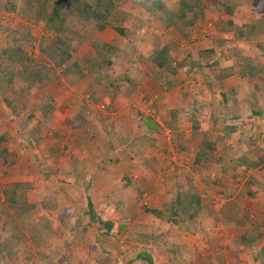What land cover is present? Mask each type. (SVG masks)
Returning <instances> with one entry per match:
<instances>
[{"label": "trees", "instance_id": "trees-1", "mask_svg": "<svg viewBox=\"0 0 264 264\" xmlns=\"http://www.w3.org/2000/svg\"><path fill=\"white\" fill-rule=\"evenodd\" d=\"M129 1L140 8L138 12L153 16L160 24L159 47L148 58L152 70L150 79L158 95L177 89L180 68L186 75H191L196 70L207 71L202 78L210 89L213 82L221 86L224 79L236 74L240 79L264 75V67L260 69L259 64L252 62V58L248 56L250 50H255L259 42L264 40V15L256 16L254 22L248 23L239 8L246 5L249 11L255 12L257 9L255 3L245 2L246 0H0V105L4 107V111L9 110L11 120L15 121L17 117L22 120L18 137L11 135L8 129L0 132V178L6 180L0 183V264H59L61 255L58 250L64 248L65 242L86 244V250L81 251L87 264H189L183 258V253L192 247L186 249L181 246L184 243L180 242L179 237L183 234L191 237L201 234L208 245L216 240V236L205 229L207 208L202 204L200 192L186 179L181 183L172 182L168 166L163 168L167 174L164 175V192L156 203L142 204V194L148 191L145 188L131 187L135 185L129 177L124 178L125 183H118L104 197L105 204L113 205L115 211H124L128 204L133 206L132 210L141 207L144 214H150L158 221L156 226L137 222V213L130 212L120 221L106 219L105 214L100 215L96 211L97 203L89 192L91 175L86 177L82 173L83 167H77L75 163H68L65 168L57 169V159L67 149L64 145L61 147L57 139L64 138L67 134L60 135L47 126V123L54 121L53 114L56 110L50 103L54 98L53 92L47 91V88L62 79L68 85L87 77L91 79L88 89V92L91 90L90 102L76 99V94L62 99L61 106L69 111L64 124L71 135L79 131L84 133L86 129L94 148L104 151V162L116 171L125 156L130 162H135L136 156H140L137 153L139 143H144V148L159 142L160 127L153 117L136 110L134 115L141 130L146 132L142 131L134 136L124 122L108 124L94 106L104 94L97 96L98 89L95 87L104 88L103 92L110 90L113 95L122 89V84L127 83L125 91L129 96L141 82L144 75L136 62L128 65L130 61H126L127 67H123V74L116 73L115 78L110 77L108 68L114 59H122L127 53H121L114 43L97 44L99 39H95L93 60L84 56L72 59L78 44L85 41L86 35L82 31L88 30L89 26L95 36L105 29L111 30L115 33L114 39L118 44L131 48V31L124 24L131 14L127 10ZM164 1L171 2L172 6L166 5ZM205 11L217 14L218 18L211 23L221 36L216 37L213 46L186 50L187 55L177 65L176 56L184 53L186 43L190 45L193 42L192 31L197 22L204 20ZM132 15L140 18L138 13ZM138 26L141 27L140 20ZM170 29H174L178 36L169 35L167 30ZM36 30L41 31L39 36L36 35ZM234 40L237 42L232 43ZM237 43L246 46L241 50L242 62L222 67L225 49H235ZM128 50L130 49L126 51ZM5 91L10 92L12 99L5 96ZM36 93H40V98L33 99ZM252 93L253 91L247 92L248 95ZM191 94L182 91L179 93L180 101H187L192 97ZM225 94L220 93L222 100L218 103L217 114L209 105L205 106L208 110L203 111L201 106L193 102L184 111L185 119L190 121L194 132L191 139L194 140V144L191 142L194 155L188 163L190 166L212 165L215 168L208 175L210 177L200 179L204 186L218 185L224 187V190L237 189L239 176L244 177L242 194L250 201L258 200L256 207L264 209V198L258 199L264 195V183L252 175L253 171H264V135L254 133L255 137L249 136L245 146L238 140L241 150L232 159V163L229 160L224 162L221 155L225 149L222 143L237 134L240 126L246 123V118L250 122L254 114L264 116L259 111H251L246 118L230 113ZM0 119L6 120L2 116ZM219 123L222 127L218 126ZM116 126L121 129V135L114 131ZM167 126L177 129L176 123ZM26 137L30 139V162L35 164L39 161L42 168L38 172L34 170L35 174H41L38 180L43 183L51 181L60 186V191L52 195L53 199L62 193L66 185L76 187L77 191L82 189L83 195L74 201L67 200L64 206H60L59 198L56 204L48 198L31 202L29 192L34 185L26 173L20 175H24L27 181H22L21 178L19 181L16 178L7 180L10 167L27 146L25 142L22 143V149L12 146L15 144L12 141L15 139L12 138L19 139V142ZM9 141L14 148L9 149ZM44 142L46 148L43 147L42 152L39 145ZM186 154L188 156L190 153L182 138L176 147L178 161L185 160ZM3 156H6V161ZM214 163H218V170ZM238 169L240 172H237ZM229 171L231 174L227 173ZM54 175L58 176L57 179ZM131 191L134 192L133 196L128 194ZM38 209L42 213L38 214ZM131 209L126 210L133 212ZM226 222L238 243V248L232 251V255L235 252L233 258L236 253L248 252L259 264H264V218L259 221L249 211L241 210L238 206H228ZM174 228L182 236L170 242L168 229L173 231ZM92 230L95 232L91 236L92 242L88 244L89 231ZM119 242L128 245L124 254L114 252ZM177 242L180 243L176 244ZM107 245L112 247L107 249ZM217 245L210 247L216 252L215 258L212 254L206 255L205 261L224 263L222 247ZM234 263L239 264L238 258L234 259ZM76 264L84 263L77 261Z\"/></svg>", "mask_w": 264, "mask_h": 264}, {"label": "rangeland", "instance_id": "rangeland-1", "mask_svg": "<svg viewBox=\"0 0 264 264\" xmlns=\"http://www.w3.org/2000/svg\"><path fill=\"white\" fill-rule=\"evenodd\" d=\"M129 2L130 4H128L127 10H129L131 14L130 18H128V20H126L124 24L131 31L129 37L130 42L132 43L130 46L131 48H128L127 46L122 44H118L115 39H112L110 43L118 45L120 52L127 54H124V57H122V59H114L112 65H110L108 70L111 73L110 77L115 78L116 73H124L123 67H127L126 61H130L128 65L136 62L139 70L142 72V75H144V77L142 78L138 86L133 90V93L129 95V97H126L124 94L126 93L125 90L127 87V83L123 82L124 84H122L121 89L123 98L121 97L118 99L120 103L116 101L115 97H110V90L103 92L104 88L100 87V89L98 87H95L96 90L98 89V93L96 92L98 94L97 96L101 95V93L104 94L102 96L103 99L100 98L99 100H97L94 106L98 109L99 115H101L102 119L106 120L108 124L113 123L117 125L119 124L118 122L125 121L124 125L130 130L132 135L134 134L135 136L136 133L142 131L144 132V130H141L142 127L138 119L136 120L137 117H129L128 120H126V118L128 116L130 107L133 106V101H140V104L137 107L138 112L143 113L146 116L153 117V119L159 124V142L154 146L144 148L142 147L144 146V143H139V145H137V149H139L137 153H139L140 156H136V159H134L135 162H130L129 158L125 156L126 160L124 159L119 162L120 168H118L119 170L116 171V169L108 165L107 162H104V151H100L97 150V148H94L95 145L90 135L87 134L88 132L86 129L84 133H81V131H79L78 133L71 135L67 126H65L64 122L66 121L69 111L61 106V100L68 96L70 88L77 87L76 93L78 94V97L76 99L82 100L84 102L87 100L89 101V92H91V90L88 92V90H86L85 88V85L80 87V85H78L79 82L73 85H68L67 82L62 79L57 81L56 84L47 88V91L53 92V99L56 101L54 102V109H56L53 114L54 121L47 123V126L50 130L58 131L60 135L67 134V136H64V138H54V141H56L57 139V141L61 144V147L64 145L67 148L64 151V155L60 154L57 159L59 167L57 169L63 167L65 168L68 163H75L77 167H83L82 173L86 177L91 175V187L89 189V192L94 202L97 203L96 211L98 212V214H105V216L109 219L114 220L116 218L115 221H120L130 213H137V222H141V224H147L146 226H156L158 224V221L154 217H151L152 215L144 214L141 210V207L132 210L131 207L133 208V206L128 204L127 207L124 208V211L123 209L115 211L113 205L105 204L104 197L107 196L108 192H110L112 188L115 189L118 183H125L126 177H129L131 182H133L135 185L131 187L141 189L145 188L148 191V193L144 192L142 194V197L144 198L142 200V204L156 203L159 201L158 199L162 198L164 192V175L167 174L164 173L163 168H166L165 166H168L170 170L168 173L171 172V176L173 177H171L172 182L181 183L186 179L187 181H190L200 192L202 204L207 208V214L204 219L205 229L206 231H209L216 236V240L214 242H209L210 244L208 245V242L205 241L204 237L201 234L194 237L187 235L184 236V234L182 236V233L178 232V230H175V228L173 229V231L172 229H168L167 234L170 242H172L174 238L182 236L179 237V240H181L180 242L184 244L180 245L186 247V249H188V247H192L191 250L188 249L185 253H183V258L187 260L189 264H213V260H210L208 262L205 261L204 258L206 255L211 254L213 258H215L216 252L213 249L211 250L210 247H216L218 246L217 244H220L222 247V257L224 258L223 264H235L234 259L236 258H238L239 264H259V261L255 260L251 253L248 252L236 253V258H233L235 252H233L232 255V251H235L238 248V243L236 242V236L234 232H232L227 225L226 216L228 214V206H238L241 210L249 211L250 214L256 217V219L261 221L264 218V211H262L264 209L256 207V204H258L256 203V201L258 200H255L254 202L250 201L247 197H244V194H242L245 187L244 177L239 176V179L237 180V189L224 190V187L221 188L218 185L204 186L202 184L200 179L211 175L212 171H215V168H213L212 165H209L208 167H205L203 165H189L188 161L194 155L193 145L191 143L193 142L194 144V140H191L193 137L192 134H194V132L191 127L190 121L185 119L184 111L188 108V105L193 102L194 104H197V106H201L203 111L208 110V108L205 106L209 105L211 109H214V113L217 114V112L219 111L218 103L220 100H222L220 93L224 92L226 93L225 95L227 108L230 113L235 115L238 114L241 117L246 118L248 117L247 115L251 113V111H259L264 116V75L261 74L252 79H240L239 75L236 74L224 79L221 83V86L213 82L212 89H210V87L207 86V83L204 82L202 78L207 71L196 70L191 75H186L180 68L178 76L179 85L177 89L161 96L158 95L154 91L153 84L150 79L152 70L149 66L148 58L153 53L152 51L159 47L158 39L161 35L159 27L160 24L159 21L153 18V16L151 17L148 14L138 12L140 8L137 5H133L131 1ZM245 2L255 3L257 9L255 12L249 11L247 8L248 6L246 5H243L244 7L239 8V11L241 12V14H244L248 23L254 22V18L256 16L259 17V15H264V0H246ZM164 3L168 6H172L171 2L164 1ZM134 13H138V17L140 18L132 15ZM134 17H136L137 19ZM217 18L218 16L216 13L205 11L204 20L197 22L194 30L192 31V37L194 39L193 42H191L190 45L186 43L185 46H187L184 47V53H179L178 56H176L175 62L177 63V65H180V60L182 59V57L184 55H187V53H185L186 50H189L190 48L191 50H195L193 47H206L208 45H214L216 37L221 36L218 32H216L214 26L211 23V21H214ZM139 20L141 23V27L138 26ZM139 30H144V32L141 33V31ZM35 33L37 36H39L41 34V31L36 30ZM82 33L83 35H86L85 41L78 44V48L76 50V53L73 54L72 59H80L82 56L89 59H94V50L96 47L95 42L97 39H99V35H92L91 26H89L88 30L85 29L84 31H82ZM167 33L169 35H172V37L178 36V33L174 29L167 30ZM93 36L95 37L93 38ZM98 41L99 42L97 44L103 42L100 39ZM181 42L182 44H184L182 40ZM236 42L237 40L232 41V43ZM263 46L264 40H261L256 49H251L248 55L252 58V62L259 64L260 69L262 66L264 67ZM245 47L246 46H244L243 43H237V47L235 49H225V52L222 56L225 61L223 60V62L221 63L222 67L232 65L235 62L241 63V55H243L241 50ZM226 48H228L227 45ZM127 49L130 50L126 51ZM134 66L136 67V65ZM182 91L192 93V97L187 101H180L179 93H181ZM248 91H253V93L248 95ZM5 96H7L9 100L12 99V95L9 91H5ZM0 97L2 98V95ZM37 98H40V93H36L33 95V99ZM106 98H113L114 102L110 103ZM1 104L4 105V103ZM119 106H122V110L120 111L121 116L119 117L121 119L114 121V115L118 113ZM224 111L225 113H227L225 109ZM8 112L9 110L4 111V107L0 105V116L6 118V120L3 121H1L0 119V132L8 129L11 131V135H14V137H18V128L20 127L22 120L19 117L15 119L16 122L14 120H11ZM174 123H176L177 129H170V127L167 126L168 124ZM218 126L222 127L220 123L218 124ZM119 129V126L114 127V131L118 133V135H121L120 132L122 133V131L121 129ZM254 133H260L264 135V117H260L255 114L253 115V117H251L250 122L248 121V118H246V123L240 126L237 134H233L229 139H226L222 143V145L225 147V149L221 152V155H223L224 157L223 161L226 162L229 160L232 163V159L236 158L238 156V152H240L241 150V147L239 146V143L237 141L239 140V142H241L242 144H244L243 146H245L248 143L249 136L255 137ZM182 138L185 139V146L188 147V152L190 153L188 154V156L186 154V161H178L176 156V147L178 146V141ZM12 139H15V141L12 140L15 143L14 145L12 144V146H16L18 149L23 148V142H25L27 146H25V150H22L20 158L12 167H10L11 169L7 174V180L10 181L11 179H15L18 175L24 173H26V176H29L30 179L39 178L37 176L41 174H35L34 170L36 169L38 172L40 171V169H42L40 167V162L38 161L39 163L37 162L33 164L32 162H30L31 158H29L28 144L30 139L26 137L25 139H22L23 141L19 142V139ZM9 143L10 141L7 142V144L9 145V149L14 148L10 145L11 143ZM45 144L46 142L39 145L40 151L43 152L42 148L45 147ZM141 150L143 154H141ZM8 157L9 156H7V158ZM3 158L6 161V156H3ZM214 165L216 166V168L218 167V163H214ZM237 172H240V170ZM227 173L231 174L230 171ZM252 175L259 181L264 183L263 170L253 171ZM54 177L55 179H57L58 176L54 175ZM3 182H6V180L0 178V183ZM50 182L43 183L44 188L40 187V191L34 192L33 188L29 192V199L31 200V202H39L48 198L50 199V201H53L52 203H57L56 199H53L52 195H54L57 191H60V186L54 184L53 182ZM71 189L72 186L70 187L69 185L63 187L62 192L64 196L62 201H60V206H64L67 203V200H72L73 198L76 199V197L83 195L82 189L77 192L75 191L76 193L72 192ZM38 192L42 193L38 194ZM128 194L129 196H133L134 192L131 191L128 192ZM259 198H264V195L258 197V199ZM261 199L259 201H262ZM135 205L136 204H134V206ZM126 209H131L133 212ZM37 212L38 214L42 213L40 209H38ZM241 212L239 214H241ZM51 213L53 212L51 211ZM112 213L114 214V217L111 215ZM234 213L236 214V212ZM94 232L95 230L89 231L90 238L88 239V244L92 242L91 236ZM180 242H177L176 244H179ZM65 243L66 244H64V248L62 250H58L61 255V261L58 262L59 264H76L77 261H82L84 264H87L84 260V254L81 251L84 249L86 250V244L80 245L77 243ZM58 246L60 245L58 244ZM111 247L112 245H107L105 248L109 249ZM126 247H128V245L123 244V242H119L115 247L116 250L114 252H116V254H118L119 252L124 254L126 251ZM117 251L119 252L117 253ZM88 254H90L89 250Z\"/></svg>", "mask_w": 264, "mask_h": 264}, {"label": "crops", "instance_id": "crops-1", "mask_svg": "<svg viewBox=\"0 0 264 264\" xmlns=\"http://www.w3.org/2000/svg\"><path fill=\"white\" fill-rule=\"evenodd\" d=\"M100 40H102L103 42H108V43H110L111 41H112V39L114 40V38H115V33H113L111 30H109V29H105L101 34H99V37H98ZM125 72V71H124ZM90 82H91V79L90 78H84V79H82L79 83H78V85H80V87H82L83 85H85V88H86V90H88V86L90 85ZM77 85V84H76ZM75 85V86H76ZM76 89H77V87L75 88H70L69 89V93H68V96L67 97H65V98H70L71 96H73L74 94H76V95H78L77 93H76ZM122 91L120 90V91H118V92H116L115 94H109L110 95V97L112 96V97H115L116 98V101H118L119 103H120V101L118 100L119 98H123V96H122ZM125 94V96L127 97L128 95L126 94V93H124ZM78 97V96H77ZM129 97V96H128ZM64 98V99H65ZM103 99V98H102ZM110 103H113L114 102V99L113 98H106ZM54 100V99H53ZM62 101V100H61ZM54 102H56L55 100L54 101H52V102H50L51 104H55ZM85 102H90V101H85ZM117 102V103H118ZM132 102V101H131ZM131 102H130V105H131ZM118 103V104H119ZM135 103V104H134ZM140 104V101H133V106L132 107H130V109H129V113H128V116H127V118H126V120H128L129 119V117H131V118H136V116H134L133 114H134V112L137 110V107H138V105ZM136 105V106H135ZM119 111H118V113L116 114V115H114V121H116V120H120L121 118H119L120 116H121V110H122V106H119ZM137 112H138V110H137ZM125 115V114H124ZM133 115V116H132ZM136 120H137V118H136ZM125 122V121H124ZM76 134V133H75ZM62 155H64V153L62 154ZM60 169H62V168H60ZM237 171H239V169L237 170ZM37 177H39V176H37ZM20 178H21V180L22 181H27L28 179H26L25 178V176L24 175H18L17 177H16V180H20ZM32 182H33V185H34V192H37V191H40V187H42V188H44V186L43 185H41V184H43V182L42 181H40V180H38V178L37 179H30ZM76 188V187H75ZM75 188H73V186H72V192H74V193H76L77 192V190H75ZM78 189V188H77ZM114 188H112V190H113ZM112 190H110V192L112 191ZM76 191V192H75ZM78 191H79V189H78ZM43 192V191H42ZM42 192H38V194H41ZM61 195V196H60ZM59 196H57V197H55L56 198V201L58 202V198H59V200L60 201H62V199H63V192L60 194ZM75 197V196H74ZM77 198V197H76ZM74 199L75 198H73L72 199V201H74ZM113 217H114V214L112 213L111 214ZM104 217L106 218V219H109V218H107L105 215H104ZM112 218V217H111ZM116 219V218H115ZM114 219V220H115ZM109 220H112V219H109Z\"/></svg>", "mask_w": 264, "mask_h": 264}]
</instances>
